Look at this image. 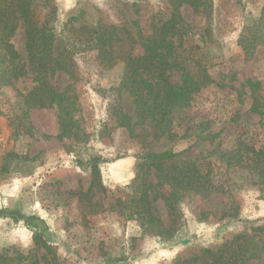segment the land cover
<instances>
[{"label": "rangeland", "instance_id": "obj_1", "mask_svg": "<svg viewBox=\"0 0 264 264\" xmlns=\"http://www.w3.org/2000/svg\"><path fill=\"white\" fill-rule=\"evenodd\" d=\"M197 4L50 0L55 12L41 11L55 44L65 40L74 50L76 77L48 74L72 111L66 118L56 106L24 113L17 102L38 84L32 71L0 87V209L7 213L0 264H206L205 248L236 237L234 248H264V44L247 55L240 43L264 18V0ZM168 20L178 28L169 81L187 89L199 59L212 82L185 90L166 121L155 114L140 122L130 85L122 84V58L142 53L144 38ZM94 30L107 43L83 49ZM10 42L28 63L21 20ZM162 97L163 90L154 100ZM125 114L130 125L122 126ZM168 150L174 156L161 173L148 154ZM179 164L196 166L202 181L164 177ZM146 190L158 225L136 213ZM30 214L50 227L40 246L21 219Z\"/></svg>", "mask_w": 264, "mask_h": 264}, {"label": "trees", "instance_id": "obj_2", "mask_svg": "<svg viewBox=\"0 0 264 264\" xmlns=\"http://www.w3.org/2000/svg\"><path fill=\"white\" fill-rule=\"evenodd\" d=\"M191 4L198 6L197 0H187ZM49 9L55 12L56 8L50 6V0H0V87L11 85L14 80L20 76L25 75L29 71L35 73L34 79L38 82L37 86L22 95V99L17 102L26 113L31 108H48L56 106L62 117L66 118L72 111L69 97L63 93L56 92L48 81V74L50 71L61 70L76 77L73 70L74 65V50L70 47L67 41L61 40L55 44V37L53 31L48 27V23L42 21L41 11ZM21 20L25 28V45L28 54V63L21 62L18 52L14 49L11 38L14 36L18 28V21ZM176 20L173 22L165 21L164 24L154 28L152 33L144 38L142 47L143 52L135 54L129 51L128 55L122 58V72L120 74L122 84L130 85V91L135 97L137 105V117L140 122L146 121L148 115L154 117L159 114V122L166 121L167 115L172 109L178 106L186 97V91L192 94L198 92L207 84L212 82L207 73L206 63L197 60L198 68L195 73H191L185 79L187 89L182 85L173 84L168 79L167 68L176 65L170 60L171 48L174 46L172 42V35L177 31ZM172 32V34H171ZM96 30L93 31L89 38H85L84 43L80 44L83 49H93L95 47H102L108 41L102 36H93ZM76 40H74L75 42ZM81 42L80 40H77ZM240 43L243 46L247 55H249L258 45L264 44V18L257 21L253 28L252 36L242 37ZM103 52V48H100ZM169 50V52H167ZM146 73L148 77L143 78L142 81L136 80L138 74ZM158 78L156 89L153 88L154 78ZM160 84H162L160 86ZM163 90L162 99L154 100L155 96ZM186 90V91H185ZM154 100V104H147ZM156 103V104H155ZM155 105V106H154ZM152 111V112H151ZM131 118L126 114L120 122L122 126H127ZM174 153L171 150L160 154H148L150 161L155 164L163 173V165L166 158H171ZM97 167V166H95ZM192 169V175L188 171ZM196 166H189L188 164H179L173 166L171 171H167L165 178L172 177L178 183L183 184L197 176ZM94 178L99 175V170L94 171ZM260 177L263 173L260 172ZM199 181L202 178L199 177ZM173 194H177L174 190ZM139 208L136 210L140 216L145 218L144 222H156L158 225L161 218L154 215L152 207V199L149 192L146 190L142 193L138 200ZM0 216L6 217V210L0 209ZM28 229L34 233V242L36 245L44 244L45 235L49 232L50 227L46 221L39 215L30 214L21 218ZM237 238V237H236ZM225 240L218 244L215 249L205 248L204 251L209 256L210 260L206 264H264V248L249 249L241 244L234 248V240ZM232 253L229 256V250ZM226 256L228 258H226ZM252 259L254 262L252 263Z\"/></svg>", "mask_w": 264, "mask_h": 264}]
</instances>
